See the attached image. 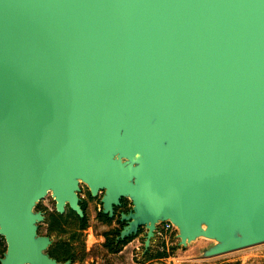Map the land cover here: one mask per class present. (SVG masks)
I'll list each match as a JSON object with an SVG mask.
<instances>
[{
	"label": "water",
	"instance_id": "obj_1",
	"mask_svg": "<svg viewBox=\"0 0 264 264\" xmlns=\"http://www.w3.org/2000/svg\"><path fill=\"white\" fill-rule=\"evenodd\" d=\"M78 177L119 239L264 242V0H0L1 264H67L33 208Z\"/></svg>",
	"mask_w": 264,
	"mask_h": 264
},
{
	"label": "rangeland",
	"instance_id": "obj_2",
	"mask_svg": "<svg viewBox=\"0 0 264 264\" xmlns=\"http://www.w3.org/2000/svg\"><path fill=\"white\" fill-rule=\"evenodd\" d=\"M80 199L86 203V220L81 221L70 209L60 212L56 200L49 192L34 206V212H42L37 222L38 235L49 236L50 243L44 250L50 257L67 264H264V242L251 243L243 248L214 253L221 242L200 236L182 244L178 228L165 229V221L159 223L147 244L149 229L142 226L139 233L124 245L117 242V234L127 224H120L116 217L104 220L102 198L99 192L91 196L89 187L81 182ZM125 200L131 201L124 197ZM127 213V212H126ZM80 216V215H79ZM82 217V216H81ZM119 232V233H118ZM132 236V235H131ZM7 250V242L0 237V259ZM1 264V260H0ZM30 264V263H24Z\"/></svg>",
	"mask_w": 264,
	"mask_h": 264
},
{
	"label": "flooded vegetation",
	"instance_id": "obj_3",
	"mask_svg": "<svg viewBox=\"0 0 264 264\" xmlns=\"http://www.w3.org/2000/svg\"><path fill=\"white\" fill-rule=\"evenodd\" d=\"M90 190V189H89ZM80 191H81V185H80ZM79 191V192H80ZM79 192H78V194H79ZM100 192H102V193H105L106 192V190L105 189H103V190H101ZM90 193H91V191H90ZM47 196V195H46ZM91 196H93L92 195V193H91ZM79 203H80V206L82 207V209H83V211H84V215L86 214V203H85V201L83 200V199H80V201H79ZM103 203V202H102ZM132 207V202L131 201H128V203L125 201V198H121L120 199V203L119 204H114V206H113V213L112 214H110V212H105L104 211V204L102 205V213H103V215H101V218H103L104 220H106V222L108 221V220H113L115 217H116V220L120 223V224H125L126 222L122 219L123 217V214L124 213H126V212H128L129 210H130V208ZM66 208H68V209H72L71 207H70V205L69 204H67V205H65V210L64 211H66ZM56 209H57V211H58V208H57V204H56ZM73 210V209H72ZM77 213V212H76ZM78 214V213H77ZM86 223V222H85ZM81 225H84L82 222H81ZM124 226V225H123ZM140 230H141V228H140ZM139 230V231H140ZM119 233V232H118ZM139 233V232H138ZM4 237L3 235H1L0 234V237ZM120 235L119 234H117V238L119 237ZM4 239H5V237H4ZM119 240H121V239H117V242H119ZM5 241H6V239H5ZM7 242V241H6Z\"/></svg>",
	"mask_w": 264,
	"mask_h": 264
},
{
	"label": "trees",
	"instance_id": "obj_4",
	"mask_svg": "<svg viewBox=\"0 0 264 264\" xmlns=\"http://www.w3.org/2000/svg\"><path fill=\"white\" fill-rule=\"evenodd\" d=\"M127 203H128V201L127 200H125ZM74 214H76L77 216H78V218L80 219V221L83 223V224H85V220H86V216H83V217H81V216H79L74 210H72V209H70ZM101 215H103V213L101 214ZM134 235H132V236H129V237H126V238H124V239H121V240H119V243H121L122 245L124 244H126L129 240H130V238L131 237H133Z\"/></svg>",
	"mask_w": 264,
	"mask_h": 264
},
{
	"label": "bare ground",
	"instance_id": "obj_5",
	"mask_svg": "<svg viewBox=\"0 0 264 264\" xmlns=\"http://www.w3.org/2000/svg\"><path fill=\"white\" fill-rule=\"evenodd\" d=\"M78 180L80 181V182H85V179L83 178V177H78ZM49 192H52L53 194H54V196H55V191H54V188H50L49 190H48V193ZM56 197V196H55ZM39 200V199H38ZM38 200H36V201H38ZM168 217H170V216H168ZM164 218V215H161L160 217H159V219H163ZM178 220V219H177ZM176 220V222H179V220L177 221ZM178 224V223H177ZM0 225H1V221H0ZM178 227L180 228V230H182V231H184V227H183V225H180V224H178ZM237 230H240L239 228L237 229Z\"/></svg>",
	"mask_w": 264,
	"mask_h": 264
},
{
	"label": "built area",
	"instance_id": "obj_6",
	"mask_svg": "<svg viewBox=\"0 0 264 264\" xmlns=\"http://www.w3.org/2000/svg\"><path fill=\"white\" fill-rule=\"evenodd\" d=\"M165 229H169L172 227V223L169 221H165V225H164Z\"/></svg>",
	"mask_w": 264,
	"mask_h": 264
}]
</instances>
